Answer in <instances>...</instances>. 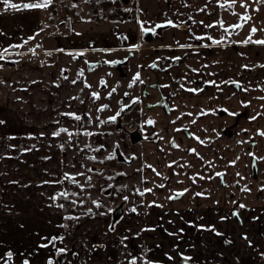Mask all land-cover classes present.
Listing matches in <instances>:
<instances>
[{
    "label": "crops",
    "instance_id": "obj_1",
    "mask_svg": "<svg viewBox=\"0 0 264 264\" xmlns=\"http://www.w3.org/2000/svg\"><path fill=\"white\" fill-rule=\"evenodd\" d=\"M131 3L133 16H89L68 28L66 19L59 20L60 31L46 11L5 10L0 0V50L9 49L0 62L13 65L0 105V264L8 251L13 253L9 264L24 259L47 264L49 258L54 264H128L132 257L137 264L142 258L184 264L182 256L191 257L190 264H264V136L259 135L264 131V99H259L264 97V45L240 43L248 37L234 36L232 29L229 35L215 24L221 19L225 27L237 24L236 5L226 10L217 0ZM168 20L177 26H168L151 42L143 40L141 22L151 26ZM29 36L35 39L22 48L10 47ZM124 59L126 85L137 72L143 81L129 88L130 98L139 99L142 128L149 136L137 143L100 122L116 112L98 113L100 105H94L98 101L85 86L99 83L93 72L104 61ZM108 69L109 64L100 74ZM76 104L86 113L73 108ZM225 108L237 115H228ZM149 119L154 123L148 124ZM60 128L73 135L54 136ZM99 148L100 156L119 150L127 159L121 169L125 177L116 184L124 214L115 223L112 211H99L93 203L107 205L101 190L116 177L89 171L87 154ZM65 174L78 183L65 185ZM145 188L152 192L141 196ZM60 192L80 194L88 202L68 224L61 200L53 199ZM176 192L184 194L168 198ZM213 227L215 232L209 230ZM53 236L64 239L53 246ZM58 248L66 252L58 256Z\"/></svg>",
    "mask_w": 264,
    "mask_h": 264
},
{
    "label": "rangeland",
    "instance_id": "obj_2",
    "mask_svg": "<svg viewBox=\"0 0 264 264\" xmlns=\"http://www.w3.org/2000/svg\"><path fill=\"white\" fill-rule=\"evenodd\" d=\"M97 1L98 0H54L53 3L51 4L52 7L50 5V7H48L47 9H41V10L47 12V18L51 17L53 19V21H52L53 24H51L52 26H54V24L57 25L59 20L66 19V28H68V27L72 26V22L76 19H81V18L82 19H88L89 16L90 17L93 16L92 10H91V5ZM246 2L248 4L247 14L251 17V20H249L247 23H244V26L242 28L232 30L233 33H235L232 35L238 36V37H248L250 32H251V28L253 26H255L258 29V31L255 32L254 34H252V38H257L258 36L264 37V14L260 13L261 8H263V10H264V3L257 2V0H246ZM73 5H76V6L73 7ZM131 5H132V3H130V6ZM239 6H240V3H239V0H237V3H236V11H237L236 23L241 22L240 21V15L245 13V10L241 11ZM225 9H224V12H225ZM226 10H228V9H226ZM42 13L44 15V12H42ZM45 18H46V13H45ZM46 23L48 24V20ZM57 28H59L60 31L62 30L61 26L59 24H58ZM53 31L54 32L56 31L55 27H54ZM49 39H51V38H49ZM43 54H45V53H41V55H43ZM25 59H28V58L25 57ZM9 63L10 62H7V61H5V62L1 61L0 62V65H2V67H0V105H2L5 101L7 76H8V72H9L8 67L13 68V65L9 64ZM106 65H107V63H105V61H104L103 65L98 66L96 71L93 72V76L96 77V80H98L99 83L97 84V83L93 82L91 84L90 95L92 96L93 92H98L99 93V99H95L92 96L93 100L98 101V104H94V105L95 106L100 105V106H97V109H100L102 105L107 104L109 106V108L104 109L103 113L108 110L107 114H112L114 112H116V113L120 112L121 108L124 105L130 103L133 100H136L137 97L132 98V99L130 98L132 95V93L128 87L130 82H128L126 85L127 79H126V76H124V74L126 73L128 68H125L124 66L117 68L116 65H110V69H108V72H104V74H100L101 68L105 67ZM112 70L118 72V76H114V77L110 76V71H112ZM118 77H119V80L117 82ZM132 79H133V77H132ZM101 80L106 81V86L101 85V83H100ZM113 88L116 89L115 92H112ZM109 92H112V95L110 97L108 95ZM125 93H129V95L126 96ZM73 108H75L76 110H78L82 114L86 113V109L83 108V106L81 104H76V105H74ZM99 112H101V111H98V113ZM116 113H115V115H116ZM99 119L101 120L100 117H99ZM116 122H117V118L115 120V124H116ZM84 123H86V121H84ZM76 126H77V124H76ZM135 128H131V130H133ZM139 128H140V126H139ZM131 130H129V131H131ZM140 130H142V127L140 128ZM93 174H98V173L94 172ZM99 174H101V173H99ZM107 187H108V185H104L102 190H101L102 194H103L102 197L107 200V201H104L107 205L102 204V207L104 210H107V209L113 210L115 205H117L119 203L118 201L120 198L118 199L113 194L112 195L105 194L104 190H106ZM99 211H101V209ZM106 212H108V211H106ZM168 261H169V259H168Z\"/></svg>",
    "mask_w": 264,
    "mask_h": 264
},
{
    "label": "snow or ice",
    "instance_id": "obj_3",
    "mask_svg": "<svg viewBox=\"0 0 264 264\" xmlns=\"http://www.w3.org/2000/svg\"><path fill=\"white\" fill-rule=\"evenodd\" d=\"M257 2H260V3H264V0H257ZM2 3L4 5V9L7 10L9 8L11 9H14V10H32V9H47L52 3H53V0H33V2H29V3H13L12 0H2ZM217 3L218 5L221 7V8H226V9H231V8H234V6L236 5L237 3V0H217ZM239 3H240V6L242 8L245 9V13L244 14H241L240 15V23H237V24H233V25H230L228 27H225L224 26V21L221 19V20H218L215 22V24H219V26L221 28H224V31L227 32L229 35H231V31L229 29H232V30H235V29H238V28H242L244 26V23H247L249 20H251V17L247 14V9H248V4L246 2V0H239ZM76 5H73V7H75ZM204 9H201V11H203ZM258 10V9H257ZM125 11H131L130 9H125ZM233 15H237V13L233 12ZM167 25L169 26H173V27H176L177 25L173 24V22L171 20H168L167 22ZM202 23V22H201ZM215 24L213 25H207V27H214ZM165 25L163 24H157L155 27L153 28H145L143 26V22H141V30L142 32H144L145 34L147 33H152V34H155L156 33V29L157 28H162L164 27ZM258 29L253 26L251 28V32L248 36L247 39L241 41L240 43H243L245 45L247 44H256V45H264V39H259V40H253L252 39V34H254L255 32H257ZM2 34V33H0ZM39 33H37L36 35H38ZM35 39V36H29L27 39L23 40V43L22 44H16V45H11L10 47H14V48H22L24 45H26L30 40H33ZM196 39L198 40H202L204 39V37H196ZM208 39H212L211 37H208ZM223 39V38H222ZM222 42V40H212V43L213 44H220ZM205 47H207V45H204ZM37 48L38 47H41L40 45H37L36 46ZM133 48H138L139 45H133L132 46ZM181 47H191V45H181ZM29 51L35 55V49L32 48V49H29ZM57 51H61L63 52L64 50L63 49H57ZM104 51H110V50H104ZM9 53V49L8 48H4L3 50H0V60H4L6 58V55ZM22 54V53H21ZM70 55H74L75 56H79V55H83V53H75V54H72V53H69ZM47 55H51V53H47ZM174 59L176 60H179L180 58L179 57H175ZM105 63L109 64V65H116V64H119V63H122V61H105ZM155 63L153 65H151V67H155ZM0 67H2V65H0ZM247 67V66H245ZM261 67H264V65H262ZM195 71V70H194ZM80 76H83V70L80 71L79 73ZM65 79H67V77H65ZM137 81H139L140 83H143V81L140 79V73L137 72L135 74V76L133 77L132 81L129 83L128 87L131 88L135 83H137ZM73 84L76 83L75 80L72 81ZM101 85H104L106 86V81L104 80H101L100 81ZM206 83H209V84H215V81H206ZM231 83H237L236 81H231ZM86 87H91V85H88L86 84L85 85ZM239 86V85H237ZM166 87V85L164 86ZM247 89H245L246 91ZM116 89L113 88L112 89V92H115ZM188 91H191V92H199V91H202V89H197V88H190L188 89ZM112 92H109V97L112 95ZM125 95H129V93H125ZM92 96L95 98V99H99V93L98 92H93L92 93ZM138 99V98H137ZM259 99H264V97H259ZM136 100H133V103H135ZM247 106V105H245ZM109 106L107 104L105 105H102L101 108L98 110V111H103L104 109L108 108ZM123 107H127V105H124ZM123 107L121 109V111H123ZM264 107V106H262ZM222 111L228 113V115H231V116H235L237 115L235 112H229L228 109H222ZM202 115L203 114H206L204 112L201 113ZM66 115H69V116H73L76 120H81V117L76 115L75 113H66ZM120 115V112H117L115 116H112V117H109V120L110 121H115L117 116ZM188 115H192L191 113H188ZM257 115H260V113H258ZM257 117L256 116H253L251 117L252 120H255ZM4 123V121H0V124ZM101 123H105L104 121H101ZM148 124H153L154 121L149 119L147 121ZM193 123H195V121H193ZM177 131H179V129H177ZM68 133L69 137H71L73 135V133L69 132V130L67 128H60L57 132H54L53 135L54 136H59L61 133ZM86 135H92V133H85ZM259 135L261 136H264V131H260L259 132ZM196 139L199 140V137H196ZM173 146L174 147H179V145H176L175 142L173 141ZM200 143H205V141L203 140H200ZM190 151L192 152H195L196 150L195 149H191ZM249 155H254L253 153H249ZM90 159H95V157H89ZM113 156H109L107 157V159H112ZM261 159H264V158H261ZM174 163V162H173ZM231 163H235V161H232ZM171 167V165H169ZM147 167L151 168L152 166L151 165H147ZM154 172H156V170L153 168L152 169ZM91 171V170H90ZM156 175L157 176H160L161 173L159 172H156ZM217 176H222L223 174L222 173H216ZM239 175V174H238ZM204 177H201V179H203ZM65 179H71L73 183H78L74 177H70L68 174H65ZM90 179V178H89ZM194 179V178H193ZM159 188H164V185L163 184H160L158 185ZM247 190V189H245ZM264 190V189H262ZM185 192L187 191V189L184 190ZM146 192H152V189L151 188H145L143 191L139 192V194L141 196L144 195V193ZM184 194V192H176L173 196H170L168 197L169 199H175V198H178L180 196H182ZM69 195V193L67 192H60V193H57L56 194V197H53V199H56L58 197H64V198H67ZM72 195H76L75 193H73ZM196 195H202V193H196ZM125 200L128 199V197H124ZM94 204H96L97 207H100V204L96 201H93ZM155 203V202H153ZM159 206V205H157ZM59 207H63V205H59ZM241 208H244L245 205L241 204L240 205ZM91 211V210H89ZM109 211H113L112 209H109ZM132 212H135L136 209L135 208H132L131 209ZM233 215H238V213H233ZM66 219H75L74 217H67ZM221 219H224L223 217ZM61 227H66V225H60ZM110 227H113L114 226H110ZM211 231H214L215 232V228H211L209 229ZM182 231V230H181ZM217 235H221L220 233H216ZM171 235V233H170ZM64 237L63 236H53L51 237V240L49 241V243L55 244V242L57 240H60V241H63ZM244 239L247 240V237L245 236ZM249 243H251L249 241ZM39 247H42V248H47L48 247V244H41ZM66 252V249L65 248H58L56 249V254L59 256L61 254H64ZM261 256L264 257V253H261ZM5 257H6V260H5V264H9V262L12 260V257H13V253L11 251H8L5 253ZM169 259H172V257H168ZM137 257H132V259L128 262V264H137ZM0 260H4V257H0ZM182 260L184 261V264H188V261L191 260V257H186V256H182ZM23 264H30L29 260L28 259H24L23 260ZM47 264H54V261L49 258ZM142 264H157V262H154V261H150V260H147L146 258H142Z\"/></svg>",
    "mask_w": 264,
    "mask_h": 264
},
{
    "label": "trees",
    "instance_id": "obj_4",
    "mask_svg": "<svg viewBox=\"0 0 264 264\" xmlns=\"http://www.w3.org/2000/svg\"><path fill=\"white\" fill-rule=\"evenodd\" d=\"M130 3L131 0L128 3H124L122 0H98L91 5V10L93 17L95 18L125 19L134 15V8L132 7V5L130 6ZM125 9H130L131 11H125ZM138 101L139 99H136L135 105L123 114L122 127L120 130L116 128L115 121L105 122V125L113 128L114 130H117L125 137H129L128 131L131 130V128H135L138 124L141 127L142 124L141 110H139L140 108ZM100 153L101 148L98 149L96 154H87L89 170H91V173H116L115 181L109 187L110 192L108 193V195L113 194L115 196H118V193H115L116 184L125 177V173L122 172L121 169L123 167L124 161L127 159L119 151H116L110 155L103 156H100ZM109 156H113V158L107 159V157ZM89 157H95V159H90ZM64 184L76 185V183H73L71 179L65 178ZM58 199L61 200V203L63 205L62 209L66 215L65 224L73 221V219H66L67 217H73L72 215L83 211L88 206L87 200L83 199L80 194L68 195L67 198L58 197ZM98 208H102V206L100 205V207Z\"/></svg>",
    "mask_w": 264,
    "mask_h": 264
},
{
    "label": "water",
    "instance_id": "obj_5",
    "mask_svg": "<svg viewBox=\"0 0 264 264\" xmlns=\"http://www.w3.org/2000/svg\"><path fill=\"white\" fill-rule=\"evenodd\" d=\"M122 1H123L124 3H128L130 0H122ZM166 22H167V21L158 22V23L154 24V26H144L145 28H153V27H155L157 24H163V25H165V26L162 27V28H157L155 34H152V33H150V32L147 33V34H145V33L142 32V30H141L143 40H144L145 42L148 43V42H151V41L155 38L156 35H160V34H162L163 31H164V29L167 28V27L169 26V25H167ZM117 61H122V63L116 64L117 68H120V67H121L124 63H126L128 60L125 59V60H117ZM126 105H127V107H123V111H120V115L117 117L116 128H117L118 130H120L121 127H122V116H123V114H124L127 110H129L130 108H132V107L135 105V103H133V101H131L130 103H128V104H126ZM121 109H122V108H121ZM128 135H129V139H130V141H131L132 143H137V142H139V141H141V140H144L145 138L149 137L148 135H145V134L143 133L142 130H140L139 125H138L135 129L129 131V132H128ZM153 136H154V135H153ZM150 137H152V136H150ZM109 192H110V188L106 189L104 193H105V194H108ZM123 212H124L123 204L118 205V206L114 209V211H113V218H112L113 220H112V221L115 223V222H116V221L122 216ZM188 264H190L189 261H188Z\"/></svg>",
    "mask_w": 264,
    "mask_h": 264
},
{
    "label": "flooded vegetation",
    "instance_id": "obj_6",
    "mask_svg": "<svg viewBox=\"0 0 264 264\" xmlns=\"http://www.w3.org/2000/svg\"><path fill=\"white\" fill-rule=\"evenodd\" d=\"M151 26H154V24L151 25ZM126 63H127V62H126ZM138 102H139V101H138ZM139 108H140V104H139ZM141 127H142V124H141ZM141 127H140V128H141ZM142 131H143L144 134H146L145 131L143 130V128H142ZM127 138H129V137H127ZM117 151H119V150H117ZM119 152H120V151H119ZM121 156H122V155H121ZM110 186H111V185H108V187H107L106 189H108ZM104 192H105V191H104ZM115 193H117L116 190H115ZM116 197H117L118 199L120 198V197L117 196V195H116ZM118 202H119V203H118L117 205H115L114 209H115L118 205H120V204H123V208H124V201H123L121 198L119 199ZM100 205L102 206V204H100ZM97 209H98V207H97ZM100 209L102 210L103 207H102V208H99V210H100ZM114 209H113V211H114ZM113 211H112V218H113ZM123 214H124V212H123ZM123 214H122V215H123ZM112 220H113V219H112Z\"/></svg>",
    "mask_w": 264,
    "mask_h": 264
}]
</instances>
